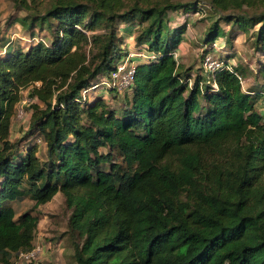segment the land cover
<instances>
[{"label": "trees", "instance_id": "trees-1", "mask_svg": "<svg viewBox=\"0 0 264 264\" xmlns=\"http://www.w3.org/2000/svg\"><path fill=\"white\" fill-rule=\"evenodd\" d=\"M34 2L14 0L25 46L0 35V264L33 247L39 219L15 217L11 202L30 195L36 208L57 192L75 264H264V86L243 89L244 70L226 60L192 78L173 52L207 4L218 17L206 45L226 37L220 19L243 32L258 24L264 54V0ZM178 9L185 20L171 25ZM133 21L146 54L129 58L132 81L112 103L89 100L82 91L120 65L117 29ZM36 27L51 29L49 43ZM24 89L29 124L11 141Z\"/></svg>", "mask_w": 264, "mask_h": 264}, {"label": "rangeland", "instance_id": "rangeland-1", "mask_svg": "<svg viewBox=\"0 0 264 264\" xmlns=\"http://www.w3.org/2000/svg\"><path fill=\"white\" fill-rule=\"evenodd\" d=\"M172 1L187 2L193 0ZM49 2L50 0H35L34 3H37L39 9L43 10L47 7ZM199 6L203 11H193L189 13V23L183 34L184 39L179 46L173 50L174 56L179 63L182 64L183 69L189 68L192 78L197 74L206 76L205 69H212V67H215V65L212 67L206 66L208 59L214 61L221 60L218 62L220 65L222 60H226L229 64L240 65L244 70L245 78L242 81L243 89L256 90L260 88V86H264V73H260L258 70V67L264 65V54H260L259 50L256 49L253 37L258 24L249 28L248 31L243 32L237 27H231L230 23L225 24L224 21L220 19V23L226 32V37H219L213 42L212 46L206 45L202 39L204 30L210 22L218 17V15H215V12L211 9L209 10L208 8L210 7L207 4H199ZM247 12L251 11L248 9ZM169 14L171 25L182 23L186 17L181 9L169 11ZM23 15L24 11L16 8L14 0H0V35L2 31L6 32L4 39H6V37L10 39L13 38L12 45L18 44L20 46H25L27 44L28 34L22 32L19 22H13L16 18ZM133 22L134 23H129L125 26L123 23H120L119 28L121 29H117V36L121 37L120 40L117 39V46H120L122 51L119 55L115 56L116 60L114 64H121L120 62L124 60L122 64L125 66L134 65L137 59H132L130 61L129 58L131 56L133 58L143 59L146 54L145 50L138 48L134 42L133 31L136 26V21ZM53 29L54 28H52V30ZM50 30L51 29L47 27H36L35 32L38 33L44 41H48L49 43V39L52 36ZM0 45L2 46L1 43ZM206 50L208 51L205 52ZM125 51L132 53H129L128 56H125L123 59ZM101 75L106 76L104 73ZM104 86L107 85H102L99 82L94 89L89 90V88H85L82 94L89 96V100L102 97L110 103H112V100H114L112 97L116 94L118 95L117 98L120 99L119 96L123 93L124 87H117L116 93L113 89L106 90ZM111 91H113L114 95L111 94ZM22 94L23 96L19 105H17V113L13 118L11 131L9 133L11 141L24 137L29 124L31 108L29 97L27 96V89H24ZM261 101L262 99H259L256 105L258 109H261ZM19 108H22L24 112L19 111ZM35 138V135L29 137V140L28 138H23L20 144L23 145L26 142L30 145L35 142ZM36 141L38 142L39 140L36 139ZM37 146V153L44 155V146L40 143H37ZM22 152H24V150ZM115 158L120 161L119 157ZM122 166H124V164H122ZM34 203L35 200L30 195L11 202L16 212L15 217H18L22 212L27 210L38 215L39 219L34 243L41 245V254L31 262H26L18 255H14L12 258L13 264H75L72 258V240L69 238L67 232L70 209L66 207L62 193L57 192L48 202L39 204L36 208L33 207Z\"/></svg>", "mask_w": 264, "mask_h": 264}, {"label": "built area", "instance_id": "built-area-1", "mask_svg": "<svg viewBox=\"0 0 264 264\" xmlns=\"http://www.w3.org/2000/svg\"><path fill=\"white\" fill-rule=\"evenodd\" d=\"M208 65V66H207ZM215 65V67H212ZM207 67H212V69L219 67L220 63L218 61L209 60L206 62ZM134 75V68L133 65L125 66L124 64H120L117 66L116 69L112 70L110 73V76L108 79L104 82L107 86H116V87H125L127 84H129ZM19 111H23L22 108H19ZM18 111V112H19ZM24 112V111H23ZM17 113V111H16ZM42 248L41 245L38 243H34L33 247L28 251H20L18 252V256L22 258L26 262H31L35 258L38 257V255L41 254Z\"/></svg>", "mask_w": 264, "mask_h": 264}, {"label": "crops", "instance_id": "crops-1", "mask_svg": "<svg viewBox=\"0 0 264 264\" xmlns=\"http://www.w3.org/2000/svg\"><path fill=\"white\" fill-rule=\"evenodd\" d=\"M3 32V31H2Z\"/></svg>", "mask_w": 264, "mask_h": 264}]
</instances>
